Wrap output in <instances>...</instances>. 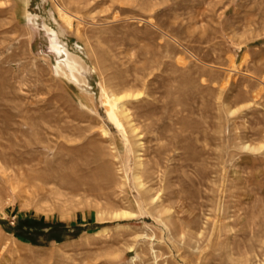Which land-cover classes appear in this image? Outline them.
Returning a JSON list of instances; mask_svg holds the SVG:
<instances>
[{
	"label": "rangeland",
	"instance_id": "rangeland-1",
	"mask_svg": "<svg viewBox=\"0 0 264 264\" xmlns=\"http://www.w3.org/2000/svg\"><path fill=\"white\" fill-rule=\"evenodd\" d=\"M0 264H264V0H0Z\"/></svg>",
	"mask_w": 264,
	"mask_h": 264
},
{
	"label": "bare ground",
	"instance_id": "bare-ground-1",
	"mask_svg": "<svg viewBox=\"0 0 264 264\" xmlns=\"http://www.w3.org/2000/svg\"><path fill=\"white\" fill-rule=\"evenodd\" d=\"M55 45V44H54ZM66 64L68 65V68L70 67V70H71V68H72V70H73V68H74V64H73V62H71V61H69V59L66 61ZM75 80V79H74ZM122 97V96H121Z\"/></svg>",
	"mask_w": 264,
	"mask_h": 264
}]
</instances>
